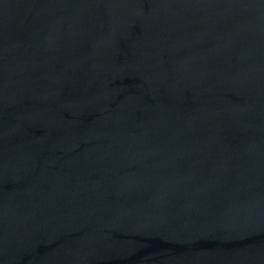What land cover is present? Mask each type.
I'll return each instance as SVG.
<instances>
[{
	"label": "water",
	"instance_id": "water-1",
	"mask_svg": "<svg viewBox=\"0 0 264 264\" xmlns=\"http://www.w3.org/2000/svg\"><path fill=\"white\" fill-rule=\"evenodd\" d=\"M0 264H264V0H0Z\"/></svg>",
	"mask_w": 264,
	"mask_h": 264
}]
</instances>
